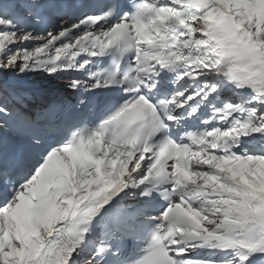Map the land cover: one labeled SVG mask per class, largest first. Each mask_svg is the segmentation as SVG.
Masks as SVG:
<instances>
[{
  "label": "snow or ice",
  "instance_id": "6c2138e0",
  "mask_svg": "<svg viewBox=\"0 0 264 264\" xmlns=\"http://www.w3.org/2000/svg\"><path fill=\"white\" fill-rule=\"evenodd\" d=\"M0 264H264V0H0Z\"/></svg>",
  "mask_w": 264,
  "mask_h": 264
}]
</instances>
